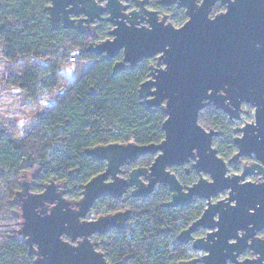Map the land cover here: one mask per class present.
I'll use <instances>...</instances> for the list:
<instances>
[{"label":"water","instance_id":"95a60500","mask_svg":"<svg viewBox=\"0 0 264 264\" xmlns=\"http://www.w3.org/2000/svg\"><path fill=\"white\" fill-rule=\"evenodd\" d=\"M49 1L54 28L83 34L89 26L96 33L99 23L109 24L108 37L87 51L104 59L122 54L131 69L144 59L154 61L139 94L143 105L160 108L166 119L159 144L89 148L91 159L106 167L83 186L76 202L68 200V189L54 181L38 193L31 191L30 182L21 181L16 193L21 233L36 250V264H110L90 237L121 228L129 211L93 220L87 219L88 213L104 195L119 198L133 187V198H147L158 185L171 193L164 207L189 205L195 198L205 201L201 216L178 234L177 241L189 246L192 255L178 264H264L260 236L264 230V51L255 46L250 18L244 17L238 44L228 32L231 15L208 18L215 0H203L200 6L195 0H177L189 17L179 27L167 15L150 9L149 0ZM123 62L116 63L114 72ZM209 104L231 121L241 119L242 104L254 107V121L233 128L236 152L229 162L213 146L219 131L199 122L201 110ZM146 155L155 156L149 167L133 168L127 178L120 176L124 165ZM244 157L256 161L243 164L240 173L229 174L228 165ZM191 160L199 177L184 187L168 168ZM254 175L258 181L248 180Z\"/></svg>","mask_w":264,"mask_h":264},{"label":"trees","instance_id":"16d2710c","mask_svg":"<svg viewBox=\"0 0 264 264\" xmlns=\"http://www.w3.org/2000/svg\"><path fill=\"white\" fill-rule=\"evenodd\" d=\"M49 0H0V61L12 71L7 85L19 88L31 101L42 90L61 87L65 60L87 65L85 72L66 83L65 93L40 116L33 128L16 139L0 128V264H36L35 248L21 233V210L16 193L26 172H37L33 192L43 191L51 181L64 182L72 202L80 200L83 186L105 169L91 159L89 148L112 143L159 144L166 119L160 108L141 103L139 88L148 78L152 61L144 59L135 68L87 51L108 37L110 26L101 22L96 33L54 28L49 21ZM153 8L157 6L153 5ZM184 17H174L178 26ZM75 54V56H71ZM74 58V60H71ZM117 62H123L114 72ZM40 66L42 69L40 70ZM79 69V66H78ZM199 122L219 135L213 146L223 159L233 156L234 129L219 110L205 107ZM152 155L141 156L127 169L149 167ZM176 174L175 169L171 170ZM170 192L166 186L147 198H100L93 212L130 209L123 229L94 238L96 249L110 264H178L191 258L189 246L178 234L201 216L205 202L194 200L182 207H164Z\"/></svg>","mask_w":264,"mask_h":264},{"label":"rangeland","instance_id":"374dc122","mask_svg":"<svg viewBox=\"0 0 264 264\" xmlns=\"http://www.w3.org/2000/svg\"><path fill=\"white\" fill-rule=\"evenodd\" d=\"M71 56L76 57L75 54ZM41 69L42 66H40V70ZM60 69L66 75L65 78L61 80L62 86L55 90H42L35 99L29 101L19 88H12L7 85L6 74L12 70L7 67L6 63L0 61V128L7 130L16 139H21L23 135L29 132L39 121L40 116L43 115L53 103L65 93L64 87L66 86V83L74 79L79 72H85L87 65L83 64L81 66L77 61L70 62V60H65ZM241 116V120L234 122V125L232 126L233 128L242 127L246 123L253 122L254 107H243ZM235 136L236 134H234V137ZM225 160L229 162L230 158ZM255 161V158H241L237 163L228 165V173H240L244 166L243 164L249 165ZM36 175L37 172H26L21 179V181L24 179L25 181L30 182L33 191L36 186ZM248 180L253 182L256 181L253 177H249ZM58 184L62 185L64 189H68L67 185L63 182H58ZM66 197L67 199H70L68 195H66ZM75 200L78 201V199ZM100 215H104L103 212H93L88 218L95 219ZM260 236L264 238V233H260Z\"/></svg>","mask_w":264,"mask_h":264},{"label":"flooded vegetation","instance_id":"af4514ba","mask_svg":"<svg viewBox=\"0 0 264 264\" xmlns=\"http://www.w3.org/2000/svg\"><path fill=\"white\" fill-rule=\"evenodd\" d=\"M149 1H150L149 2V8L152 10L158 11L160 16L167 15L168 20L171 23H172V20L174 17H178V18L184 17V21L179 23V25L176 27L182 26L189 19V17L186 14V8L179 7L177 0H168L164 3H157L158 0H149ZM202 1L203 0H195V4L197 6H200L202 4ZM153 5L157 6V8H153ZM221 15H231L232 16L233 20L231 19V21L227 22L228 32H232L234 34L233 39L237 40L238 44H239V40L242 38L243 31H244V29H243L244 17L248 16L251 20L249 27L251 29V33H252L253 38H254L253 40L255 42V46L259 51H264V0H215V2L209 8L208 18L213 20L216 17L221 16ZM88 29L91 30V26H89ZM151 61L153 64L154 61L153 60H151ZM245 106H250V105L242 104L241 105V113L243 112V107H245ZM206 107H211L215 110H219L227 117V115L224 113V111H222L221 109H217L213 104H209ZM165 116H166V114H165ZM235 121H239V120H235ZM235 121H231L228 118V123L231 126L234 125ZM152 156H154V155H152ZM154 158H155V156H154ZM248 158H250V157H248ZM192 162L193 161L191 160L189 163H187L183 166H173V167L168 168L170 171L173 168L175 169L176 174L172 171L171 172L177 176V178L179 179V181L182 183V185L184 187L192 185L193 183H195L198 180V177H199L198 174L192 168ZM132 164H134V163H132ZM131 165H129V166H131ZM129 166L124 165L122 167V173L120 174L121 177H124V178L128 177V173L130 172L131 169H133V167L130 169H127V167H129ZM105 167H106V164H105ZM134 168H136V167H134ZM204 176L209 178V176H207V175H204ZM252 177L255 178L256 181L259 180V177L257 175H254ZM159 186H161V185H158L154 189L153 193L159 188ZM132 190H133V187H129L127 189V191L119 198H122V197H124V199L128 198V200L130 199V201H131V199H136V198H133L131 195ZM104 196H107V195H104ZM108 196H110V195H108ZM103 197H101V198H103ZM111 197H113V196H111ZM119 198H116V199H119ZM170 200H171V193H170L169 201ZM194 200H199V199L195 198ZM199 201L205 202L203 200H199ZM127 210L129 211V216H128V219L126 220V222L124 223V225L121 228H113L110 231L123 229L126 226V224L128 223L131 211L128 208L119 209V210H115V211H111V212L101 211V212H103L104 215H112L114 213L124 212ZM90 215H91V212L88 213L87 219L93 220V219L88 218V216H90ZM100 216H102V215H100ZM261 233H264V230ZM102 235H104V234H102ZM98 236H101V234L93 235L92 237H90V240L94 243V241H93L94 238H96ZM65 239H68V238H65Z\"/></svg>","mask_w":264,"mask_h":264},{"label":"built area","instance_id":"2783aa9c","mask_svg":"<svg viewBox=\"0 0 264 264\" xmlns=\"http://www.w3.org/2000/svg\"><path fill=\"white\" fill-rule=\"evenodd\" d=\"M71 60H74V58H71Z\"/></svg>","mask_w":264,"mask_h":264}]
</instances>
